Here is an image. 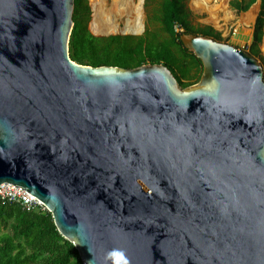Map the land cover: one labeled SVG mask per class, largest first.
<instances>
[{
  "label": "water",
  "instance_id": "95a60500",
  "mask_svg": "<svg viewBox=\"0 0 264 264\" xmlns=\"http://www.w3.org/2000/svg\"><path fill=\"white\" fill-rule=\"evenodd\" d=\"M73 9L0 0V185L39 201L82 264H264L261 63L182 35L202 66L186 88L162 65H79Z\"/></svg>",
  "mask_w": 264,
  "mask_h": 264
},
{
  "label": "trees",
  "instance_id": "16d2710c",
  "mask_svg": "<svg viewBox=\"0 0 264 264\" xmlns=\"http://www.w3.org/2000/svg\"><path fill=\"white\" fill-rule=\"evenodd\" d=\"M99 3L101 0H91ZM153 19L157 30H146L142 36L95 37L87 28L90 12L86 0H74L73 28L68 43L69 58L79 65L111 66L133 69L143 65L166 67L181 88L196 84L202 72L201 63L179 41L182 35H200L220 42L219 34L209 27L199 30L187 21L185 0H159ZM259 1L253 41L248 54L259 58L258 44L264 26V0H230L228 6L244 13ZM93 13L94 35H104L100 20ZM182 28L174 31V25ZM165 34L164 37L161 36ZM132 34L116 25L109 34ZM261 60L264 77V60ZM0 264H82L74 246L64 240L54 227L47 211L26 212L17 204H0Z\"/></svg>",
  "mask_w": 264,
  "mask_h": 264
},
{
  "label": "rangeland",
  "instance_id": "374dc122",
  "mask_svg": "<svg viewBox=\"0 0 264 264\" xmlns=\"http://www.w3.org/2000/svg\"><path fill=\"white\" fill-rule=\"evenodd\" d=\"M229 1L230 0H208L202 3L204 8H198L196 0H185L184 5L188 12L187 21L192 28L197 30L203 27L211 28L215 33L219 34L220 43L232 45L235 49L248 53L252 42L250 40L248 42L234 40L233 35H248V32L245 31H249V35L251 34L252 26L259 10V1H257L256 4L246 13H236L231 10L228 6ZM86 2L90 12V20L87 24L90 33L94 30L92 26L94 18L90 6L91 4L96 13V18L100 20V23L105 30L104 35H109L111 29L117 24L120 25L124 31L132 34H139L143 29V32L136 36H142L146 30H149L150 32L157 30L158 24L155 23L153 15L159 6V0H133L132 11L135 16V21L129 26H127L122 20H119L110 26H106L101 20L98 11V6L103 3V0L99 3H92L91 0H86ZM248 15H250V18L247 23H241V18L244 16L247 17ZM125 36L132 35L126 34ZM161 36L164 37L165 34L161 33ZM257 47L259 50V58L256 60L261 63L260 59L264 60V26L262 29V39Z\"/></svg>",
  "mask_w": 264,
  "mask_h": 264
},
{
  "label": "bare ground",
  "instance_id": "6f19581e",
  "mask_svg": "<svg viewBox=\"0 0 264 264\" xmlns=\"http://www.w3.org/2000/svg\"><path fill=\"white\" fill-rule=\"evenodd\" d=\"M204 1L208 0H196L197 7H203L202 3ZM132 4L133 0H103V3L98 6L101 20L106 26H110L119 20H122L127 26L132 25L135 21V16L132 11ZM249 18L250 15L247 17L244 16L241 18L240 22L245 24ZM112 30L113 29H111L110 33Z\"/></svg>",
  "mask_w": 264,
  "mask_h": 264
},
{
  "label": "built area",
  "instance_id": "2783aa9c",
  "mask_svg": "<svg viewBox=\"0 0 264 264\" xmlns=\"http://www.w3.org/2000/svg\"><path fill=\"white\" fill-rule=\"evenodd\" d=\"M173 28L176 33H181L183 31L182 28L177 24H175ZM0 204H17L22 208V210L26 212L46 211L42 204L32 196L21 189H14V187L8 184L0 185Z\"/></svg>",
  "mask_w": 264,
  "mask_h": 264
},
{
  "label": "flooded vegetation",
  "instance_id": "af4514ba",
  "mask_svg": "<svg viewBox=\"0 0 264 264\" xmlns=\"http://www.w3.org/2000/svg\"><path fill=\"white\" fill-rule=\"evenodd\" d=\"M253 30V29H252Z\"/></svg>",
  "mask_w": 264,
  "mask_h": 264
}]
</instances>
